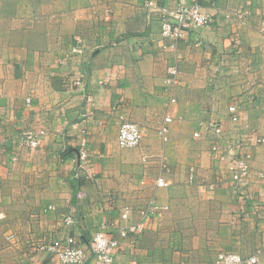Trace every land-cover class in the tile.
Segmentation results:
<instances>
[{
	"label": "crops",
	"instance_id": "0c3cea01",
	"mask_svg": "<svg viewBox=\"0 0 264 264\" xmlns=\"http://www.w3.org/2000/svg\"><path fill=\"white\" fill-rule=\"evenodd\" d=\"M146 1L0 0V264H58L36 241L89 238L97 228L115 233L125 205L144 209L152 198L168 207L149 228L163 224L170 236L189 237L184 247L198 264H216L220 251L258 253L264 264V179L256 176L264 171V143L253 140L264 137V0H154L166 7L196 1L217 18L210 29L183 31L175 46L162 38ZM239 9L250 11L246 25L226 16ZM76 36L83 55L69 54ZM174 61L180 84L171 90L165 75ZM82 76L95 99L87 119L75 84ZM230 104L238 105L237 122ZM166 115L172 121L163 142L157 129ZM124 119L140 125V146H118ZM210 121L224 123L222 138L203 126ZM27 129L47 130L38 147L20 141ZM83 141L86 172L79 169ZM216 141L250 154L254 197L236 195L230 155L216 153ZM162 159L169 185L158 188ZM51 204L56 209L44 212ZM70 213L77 223L66 227L62 216ZM131 243L122 242V264H133L124 254Z\"/></svg>",
	"mask_w": 264,
	"mask_h": 264
},
{
	"label": "built area",
	"instance_id": "2783aa9c",
	"mask_svg": "<svg viewBox=\"0 0 264 264\" xmlns=\"http://www.w3.org/2000/svg\"><path fill=\"white\" fill-rule=\"evenodd\" d=\"M146 6L151 15L157 16L160 22L162 38L172 41L171 45L173 46H175L176 41L182 36L183 31L194 28L210 29L214 27L216 24L215 22H217V18L206 12L196 1L191 3L180 1L174 7H166L157 4L154 0H147ZM226 16L230 19H236L241 25H246L250 16V11L239 9L234 13H227ZM84 52L85 45L83 39L76 36L75 44L72 45L69 54L83 55ZM75 84L77 89L84 96L85 111L82 115L87 119V117L94 114V95L87 92V86L83 76L78 77L75 80ZM165 84L171 90L180 84V70L177 61L167 66ZM31 100V97L27 98L28 102H31ZM171 101H175V99L172 98ZM228 112L231 121L237 122L239 120L240 115L237 104H230L228 106ZM171 121V115H166L163 123L157 129L163 142L169 141V122ZM203 126L216 135L218 139L222 138L226 131L225 125L222 122L210 121L203 124ZM46 134V129H40L39 131L27 129L20 135V141L27 148H36L40 145L42 137ZM194 135L198 136L199 131H196ZM143 137V131L138 123L127 119L122 120L117 136V143L120 148L138 147L141 145ZM253 140H255L256 143H264V137H255ZM86 144V141L82 142L79 163V169L85 172L88 159ZM234 147H236V143H232L225 147L219 141H216L212 146L216 153H220V155H224L225 153L230 155L226 168L230 174L232 188L236 195L245 200L247 197L252 198L253 196V194H250L249 188L252 186V174H254V172L250 164V154L235 152L232 150ZM143 160L146 161L147 156H144ZM162 161V171L155 179V185L158 188L169 185V181L166 177L168 163L165 159H162ZM195 174V167L192 166L189 176L191 181L195 179ZM256 176L264 179V171H258ZM211 187H214V185H211ZM84 197V191L79 190L77 192V198L81 200ZM167 207L168 206L156 204L153 198L144 209L135 210L131 206L125 205L120 213L118 229L115 233L106 229L97 228L92 231L89 238L80 234L79 236H68L63 242L55 239L36 241L34 246L37 250L54 254L58 264H88V262L89 264H122L118 254L121 250L123 240H130L133 242L143 232L151 217L154 214L161 215ZM260 207L259 213H261V216L264 218V198ZM55 209L56 206L51 204L44 209V212ZM242 215L243 213L232 214L231 222L237 223V221L242 218ZM62 222L66 227H71L77 223V219L75 214H64L62 216ZM262 227L264 228V222L262 223ZM257 263L258 253L246 257L235 251H220L216 257V264Z\"/></svg>",
	"mask_w": 264,
	"mask_h": 264
},
{
	"label": "rangeland",
	"instance_id": "374dc122",
	"mask_svg": "<svg viewBox=\"0 0 264 264\" xmlns=\"http://www.w3.org/2000/svg\"><path fill=\"white\" fill-rule=\"evenodd\" d=\"M163 212L161 215L154 214L151 217V219L147 222L145 229L139 235L140 237L138 236L131 243L129 249L124 252L127 256L128 263L198 264L197 260H195L196 253H194L192 249L184 247V241H187L189 237H185L182 232L170 236L169 234L172 231L165 229L163 224L159 225L156 230L149 228L152 218L162 216ZM147 230L148 232H146ZM209 240L213 242L214 239L212 238ZM205 258H207V256ZM206 260L207 261H204V264H215V262L208 261L210 259ZM14 264H19V262L16 260Z\"/></svg>",
	"mask_w": 264,
	"mask_h": 264
}]
</instances>
